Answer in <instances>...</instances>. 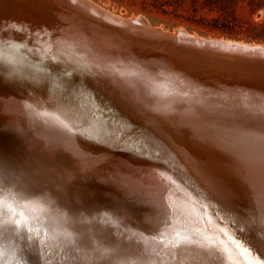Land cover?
<instances>
[{"label":"bare ground","instance_id":"bare-ground-1","mask_svg":"<svg viewBox=\"0 0 264 264\" xmlns=\"http://www.w3.org/2000/svg\"><path fill=\"white\" fill-rule=\"evenodd\" d=\"M23 14L0 25V229L28 241L29 264H264V95L185 73L172 83L193 95L167 90L133 50L98 73L52 70L33 43L60 48L75 31ZM14 28L27 34L5 35ZM108 151L164 187L150 208L158 220L137 219L93 176L92 158Z\"/></svg>","mask_w":264,"mask_h":264},{"label":"water","instance_id":"water-1","mask_svg":"<svg viewBox=\"0 0 264 264\" xmlns=\"http://www.w3.org/2000/svg\"><path fill=\"white\" fill-rule=\"evenodd\" d=\"M19 12H24L23 15L31 14L35 19L37 17L32 13L48 16L56 26H60L61 34L70 35L75 31L76 39H63L66 44L59 45L60 48L47 44V40H36L33 43L38 50L40 48L39 51L48 53L56 60L53 63L48 61V67L51 66L52 70L71 73L91 69L98 73L101 67L110 66L99 64L102 61L127 57L126 52L129 51L132 55L136 51L141 55L135 57L148 70L146 73L155 83H164L167 90L176 88L175 92L193 95L184 92L180 88L183 85L175 86L172 83L173 75L185 73L195 75L192 79L195 82L202 79L204 82L224 84L228 92L239 97H245L247 92L264 95L263 42L204 36L189 32L184 27L167 30L147 23L142 15L121 16L92 0H0V17L6 13L0 19V25H11L9 16L15 17ZM82 31L109 36L114 43H81L79 37ZM25 32L24 29L15 28L13 32L6 29L4 31L5 35L13 34L18 40L20 36L27 34ZM76 43L81 44L75 46ZM197 74L201 76H196ZM168 81L169 87L165 86ZM195 86L197 85L194 84L193 87ZM107 153L105 157L92 158V162H97L92 168L93 176L97 178L96 173L108 188L135 204L139 208L135 214L137 219L158 220V216H154L150 208L157 207L159 194L162 196L166 193L164 187L144 165L136 164L115 151ZM103 204L109 208L106 200H103ZM146 222L152 226L151 222ZM152 222L155 224L153 220ZM160 222L162 226L166 224V220L161 219Z\"/></svg>","mask_w":264,"mask_h":264},{"label":"trees","instance_id":"trees-1","mask_svg":"<svg viewBox=\"0 0 264 264\" xmlns=\"http://www.w3.org/2000/svg\"><path fill=\"white\" fill-rule=\"evenodd\" d=\"M121 0L130 13L150 10L177 20L201 34L264 43V18L255 15L264 9V0Z\"/></svg>","mask_w":264,"mask_h":264},{"label":"rangeland","instance_id":"rangeland-1","mask_svg":"<svg viewBox=\"0 0 264 264\" xmlns=\"http://www.w3.org/2000/svg\"><path fill=\"white\" fill-rule=\"evenodd\" d=\"M95 3H97L99 6L115 13V14H119L121 16H137V15H142L144 16L150 24L155 25V26H160L164 29L167 30H171L175 27H184L185 29H187L189 32L192 33H197L200 35H204V36H211V37H223V36H217L214 34H201L198 33L196 31H190L189 28L183 24H180L177 20L171 19L169 17L163 16L160 13H157L155 10H150L147 14L144 13H136V12H132L130 13L125 7L121 6L120 1L121 0H92ZM126 1V0H125ZM245 0H240V8L242 7V5H245ZM255 18L257 20L264 18V9L259 11L257 13V15H255ZM226 38V37H224Z\"/></svg>","mask_w":264,"mask_h":264},{"label":"clouds","instance_id":"clouds-1","mask_svg":"<svg viewBox=\"0 0 264 264\" xmlns=\"http://www.w3.org/2000/svg\"><path fill=\"white\" fill-rule=\"evenodd\" d=\"M27 243L18 233L0 231V264H29Z\"/></svg>","mask_w":264,"mask_h":264},{"label":"snow or ice","instance_id":"snow-or-ice-1","mask_svg":"<svg viewBox=\"0 0 264 264\" xmlns=\"http://www.w3.org/2000/svg\"><path fill=\"white\" fill-rule=\"evenodd\" d=\"M3 229H0L2 231ZM12 231H26V227L24 225H12Z\"/></svg>","mask_w":264,"mask_h":264}]
</instances>
